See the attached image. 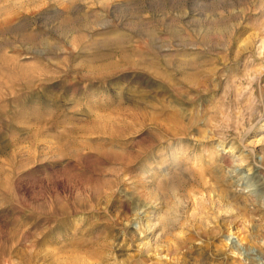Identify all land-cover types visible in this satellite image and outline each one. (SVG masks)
Returning a JSON list of instances; mask_svg holds the SVG:
<instances>
[{"label": "rangeland", "instance_id": "rangeland-1", "mask_svg": "<svg viewBox=\"0 0 264 264\" xmlns=\"http://www.w3.org/2000/svg\"><path fill=\"white\" fill-rule=\"evenodd\" d=\"M24 1L0 264H264V0Z\"/></svg>", "mask_w": 264, "mask_h": 264}, {"label": "bare ground", "instance_id": "bare-ground-1", "mask_svg": "<svg viewBox=\"0 0 264 264\" xmlns=\"http://www.w3.org/2000/svg\"><path fill=\"white\" fill-rule=\"evenodd\" d=\"M74 2L75 0H73L72 4H66V8L71 9ZM24 3H25L24 0H0V36L4 34L6 31L11 32V33L15 32L16 28L14 29L15 27L14 19L16 17L15 15L17 14V12L12 13L10 12V9L17 7V6L21 7L23 6ZM12 11H14V9H12ZM25 36L26 35H24V37ZM31 39L33 40L34 38H31ZM22 64L23 63L19 62V60L17 59V56L7 55L6 52H4L3 49L0 47V74H3V75L9 74L8 76L4 75L6 79L0 76V82L5 83L6 81H12L13 83L17 84V82H14L16 79L15 76L17 74L21 76V77H18L19 81H21L20 78L24 77V75L27 73V69H25V67L23 66L24 64L23 65ZM2 99H3V96H0V100Z\"/></svg>", "mask_w": 264, "mask_h": 264}]
</instances>
